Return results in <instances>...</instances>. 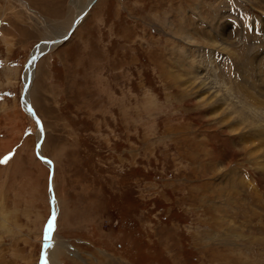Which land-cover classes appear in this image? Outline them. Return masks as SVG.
<instances>
[{
  "label": "rangeland",
  "instance_id": "obj_1",
  "mask_svg": "<svg viewBox=\"0 0 264 264\" xmlns=\"http://www.w3.org/2000/svg\"><path fill=\"white\" fill-rule=\"evenodd\" d=\"M91 2L0 0V264H264V0Z\"/></svg>",
  "mask_w": 264,
  "mask_h": 264
},
{
  "label": "bare ground",
  "instance_id": "obj_2",
  "mask_svg": "<svg viewBox=\"0 0 264 264\" xmlns=\"http://www.w3.org/2000/svg\"><path fill=\"white\" fill-rule=\"evenodd\" d=\"M90 1H92V0H87V3L88 2H90ZM80 23V21H78L77 22V24H79ZM76 24V26L74 27V28H76L78 25ZM59 41H60V39H59ZM58 43V42H57ZM46 44H48V43H46ZM54 44V43H53ZM40 46V45H39ZM45 47V45L43 46V48ZM50 48V47H49ZM45 49V48H44ZM48 49V48H47ZM46 50V49H45ZM41 54V53H39V51L37 50V52L36 51H33L32 53H31V55L33 56L32 57V59L30 60V65H35V63H36V57H37V54ZM38 57H39V55H38ZM29 71V70H28ZM34 71V70H33ZM31 75H32V72H27L26 73V77H25V82H24V80H23V85H24V83H26V81H28L29 82V84H28V86H27V88L24 90V93H22V103H23V107H24V109L26 110V111H28V113L29 114H31L34 118H37V116L35 115V113H34V111H33V109H32V107H31V104H30V100H29V87H30V81H31ZM172 77H175V78H177V81H179V80H181V76L180 75H177L176 73H174L173 72V74H170ZM33 76V75H32ZM181 77V78H180ZM194 79V78H193ZM10 80V79H9ZM188 81H190V80H188ZM192 86H186V88H188V90H193V91H196V92H199V93H201V95H198L197 96V98L196 99H200V102H201V100L202 99H205V94H206V92L209 94V96H207V99H209V101L212 103V104H219V103H221L220 104V106H223V104H227V97H226V95H224V94H222L221 92H220V90H218V89H216V87H214L213 85H210L209 84V82L207 83V82H204V81H200V82H198V81H196V80H193V81H191V82H189ZM188 83V84H189ZM196 83H197V85H198V87H194V86H197L196 85ZM204 90V91H203ZM206 99V100H207ZM230 100V99H229ZM203 101V100H202ZM208 101V100H207ZM208 101V103H210ZM231 101V100H230ZM223 103V104H222ZM233 105V104H232ZM228 106V105H227ZM226 107V106H225ZM217 111V110H216ZM32 118V117H31ZM37 120L39 121V119L37 118ZM41 126V125H40ZM39 130V135H40V137H42L41 138V140H40V144L39 145H41V143H42V140L44 139V129H43V127H40V129H38ZM39 137V138H40ZM36 155H38V156H41L40 155V152H39V148H38V150H37V152H36ZM42 157V156H41ZM43 158H45V157H43ZM46 159V162L45 161H42V162H44L46 165H48L49 166V168H51V176L53 175V164H52V162H50V160L49 159H47V158H45ZM48 160V161H47ZM53 178V177H52ZM52 178L50 179V186H51V182H52ZM51 195H53V197H54V194L52 193V191H51ZM53 199V198H52ZM51 206H53L54 207V209L56 210L57 208H56V202L54 201V203L51 201ZM54 218H53V222H52V226H54ZM47 229H49V228H47ZM49 230H51V229H49ZM45 248L42 250V258L44 257V255H45ZM39 264H41V261H40V263Z\"/></svg>",
  "mask_w": 264,
  "mask_h": 264
},
{
  "label": "water",
  "instance_id": "obj_3",
  "mask_svg": "<svg viewBox=\"0 0 264 264\" xmlns=\"http://www.w3.org/2000/svg\"><path fill=\"white\" fill-rule=\"evenodd\" d=\"M96 0H92V2H91V4H93L94 2H95ZM76 23H77V20H75V22L71 25V27H70V29H69V31L68 32H70L74 27H75V25H76ZM50 43H48L47 45H49ZM37 54V53H36ZM33 55V54H32ZM32 55H30L29 57H28V59H27V61L26 62H29L31 59H32ZM28 84H29V82L28 81H26V83H24V85H23V87H22V90H21V94L22 93H24V90L27 88V86H28ZM32 120H33V123H34V125L37 127V129H40V123H39V121L37 120V118H34L33 116H32ZM41 138L42 137H40L39 138V140L35 143V147H34V152L36 153L37 152V150H38V148H39V144H40V140H41ZM37 157H38V159H40V161H45L46 162V159L45 158H43V157H41V156H38L37 155ZM48 161V160H47ZM49 178H48V192L49 191H51V186H50V179H51V168H49V176H48ZM51 199H52V195H51V197L49 198V201H50V206H51ZM47 222H49V223H51L52 224V222H53V216H52V214L49 216V218H48V220H47ZM50 235V230L49 229H46V232L44 233V238H42V248L44 249L48 244L46 243V240H47V237ZM42 254V253H41ZM42 256V255H41ZM40 256V259H39V263H40V261H41V259H42V257Z\"/></svg>",
  "mask_w": 264,
  "mask_h": 264
},
{
  "label": "snow or ice",
  "instance_id": "obj_4",
  "mask_svg": "<svg viewBox=\"0 0 264 264\" xmlns=\"http://www.w3.org/2000/svg\"><path fill=\"white\" fill-rule=\"evenodd\" d=\"M9 158H10V157H6V158H4V160H3V161H0V163L6 162L7 159H9ZM48 228H49V229L52 228V224H51V223H49Z\"/></svg>",
  "mask_w": 264,
  "mask_h": 264
},
{
  "label": "crops",
  "instance_id": "obj_5",
  "mask_svg": "<svg viewBox=\"0 0 264 264\" xmlns=\"http://www.w3.org/2000/svg\"><path fill=\"white\" fill-rule=\"evenodd\" d=\"M46 10V9H45Z\"/></svg>",
  "mask_w": 264,
  "mask_h": 264
}]
</instances>
